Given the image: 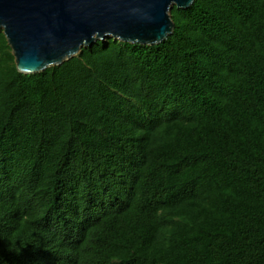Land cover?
<instances>
[{"label":"trees","instance_id":"1","mask_svg":"<svg viewBox=\"0 0 264 264\" xmlns=\"http://www.w3.org/2000/svg\"><path fill=\"white\" fill-rule=\"evenodd\" d=\"M172 18L35 73L0 29V264H264V0Z\"/></svg>","mask_w":264,"mask_h":264},{"label":"water","instance_id":"2","mask_svg":"<svg viewBox=\"0 0 264 264\" xmlns=\"http://www.w3.org/2000/svg\"><path fill=\"white\" fill-rule=\"evenodd\" d=\"M194 0H0V29L18 69L35 73L59 65L108 36L157 44L173 32L172 7Z\"/></svg>","mask_w":264,"mask_h":264},{"label":"clouds","instance_id":"3","mask_svg":"<svg viewBox=\"0 0 264 264\" xmlns=\"http://www.w3.org/2000/svg\"><path fill=\"white\" fill-rule=\"evenodd\" d=\"M82 229L75 226H65L57 230V240L62 244H77L82 238ZM53 257L64 259L69 262H78L76 250L54 249L51 251Z\"/></svg>","mask_w":264,"mask_h":264}]
</instances>
